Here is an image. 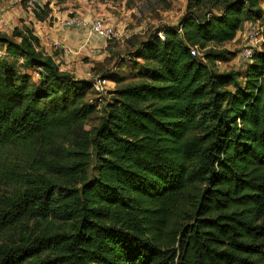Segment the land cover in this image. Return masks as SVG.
Returning a JSON list of instances; mask_svg holds the SVG:
<instances>
[{
  "label": "trees",
  "instance_id": "1",
  "mask_svg": "<svg viewBox=\"0 0 264 264\" xmlns=\"http://www.w3.org/2000/svg\"><path fill=\"white\" fill-rule=\"evenodd\" d=\"M209 5L222 9L207 17ZM19 7L52 20L48 2ZM249 21L264 28V0H187L177 28L140 43L142 82L117 81L91 133V82L63 76L30 26L14 28L6 50L41 71L0 59V184H16L0 196V232L47 217L71 229L0 245V264H264V29L240 69L213 68L231 56L213 48ZM15 152L28 177L12 169Z\"/></svg>",
  "mask_w": 264,
  "mask_h": 264
},
{
  "label": "rangeland",
  "instance_id": "2",
  "mask_svg": "<svg viewBox=\"0 0 264 264\" xmlns=\"http://www.w3.org/2000/svg\"><path fill=\"white\" fill-rule=\"evenodd\" d=\"M6 1L12 2L10 7L15 8L17 14L13 12L12 17L6 19L8 26L4 29L0 28V59L7 61L20 74L27 73L37 79L36 72L41 71L40 68L27 69L22 65V58L12 56L11 52L6 50L5 42L19 44V39L13 37L12 32L14 28L22 29L24 23L31 27L34 35L39 37L40 45L36 50L40 52L42 60L51 59L58 67V71L69 80L92 83L96 78L112 73L111 78H115V81L108 79L103 95H97L92 89L85 97L86 102L96 107L95 112L83 124V129L89 133L98 126L104 116V103L111 102L114 97L112 92L120 86L117 81L122 85L142 82L139 74L143 71V61L134 57V52L140 43L147 41L153 35L160 38L164 29L177 28L178 23L187 13V0H41L43 3H49L52 20L39 23L34 20L32 14L29 15L32 21L28 20L29 11L21 10L19 7L21 0H1V5ZM207 8L208 12L202 11L207 17L217 15L222 9L219 5H209ZM93 18L102 19L106 24L113 26L118 35L111 40L92 35L86 42L87 36L84 31L64 25L69 19ZM252 23H256V26L262 29L259 33L263 32L262 21H252ZM243 34L237 33L232 42L213 48L231 55L227 61L215 63L214 69L222 72L241 68L243 64L239 60V54L244 49L241 39ZM47 36L51 38H45ZM262 41L263 38L252 44L253 50H260ZM65 50L68 51L67 55L64 54ZM198 57L202 63H205L201 54ZM67 150L74 151L69 146ZM16 153L10 157L12 169L21 171L28 177V168L17 164L20 157ZM68 157L71 160V157ZM72 158L77 159V156L73 155ZM94 164V157L91 155L87 168L91 177L95 174ZM55 176H46V178L55 186L70 189L80 187L74 184L73 177ZM15 187L14 182L0 184V196L13 192ZM69 229H71L69 224L58 222L51 217L28 220L12 229L0 232V245L19 249L24 243H31L35 238L53 237L62 232H69Z\"/></svg>",
  "mask_w": 264,
  "mask_h": 264
},
{
  "label": "built area",
  "instance_id": "3",
  "mask_svg": "<svg viewBox=\"0 0 264 264\" xmlns=\"http://www.w3.org/2000/svg\"><path fill=\"white\" fill-rule=\"evenodd\" d=\"M1 1V0H0ZM1 5V3H0ZM64 25L68 28H78L85 32L87 36L86 42L90 39L92 35H95L104 40H111L112 38L116 37L118 34L113 26L106 24L102 19L93 18L90 20H74L69 19L64 22ZM8 26V23L4 19L2 15V10L0 6V28L4 29ZM262 31L261 28L256 26V23H252L249 21L244 24V26L237 32L238 34H243V44L244 49L239 54V60L242 64H245L249 61L252 56L253 48L252 44L259 42V39L262 40ZM160 38H162L160 36ZM64 54L67 55L68 51H64ZM191 54H195V50L191 51ZM108 83V79L104 77H98L92 82V89L94 92L101 96L105 93V87Z\"/></svg>",
  "mask_w": 264,
  "mask_h": 264
},
{
  "label": "crops",
  "instance_id": "4",
  "mask_svg": "<svg viewBox=\"0 0 264 264\" xmlns=\"http://www.w3.org/2000/svg\"><path fill=\"white\" fill-rule=\"evenodd\" d=\"M13 3H15V2H13ZM0 6H1V10H2V15H3V17H4L5 20L7 19V17H12L13 12L16 11L15 8L10 7V6H12V2L11 1H6V2L3 3V5H0ZM8 8H11V9H8ZM15 14H17V12H15ZM30 14H31L30 12H29V14L27 13L28 16ZM31 19L32 18L29 16V19L28 20L29 21H32ZM49 37L51 38V36H47L45 38H49Z\"/></svg>",
  "mask_w": 264,
  "mask_h": 264
}]
</instances>
